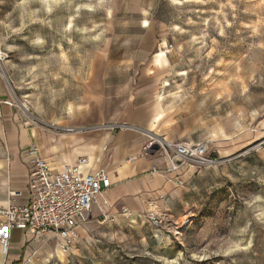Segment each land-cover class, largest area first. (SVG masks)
Masks as SVG:
<instances>
[{"label": "rangeland", "instance_id": "374dc122", "mask_svg": "<svg viewBox=\"0 0 264 264\" xmlns=\"http://www.w3.org/2000/svg\"><path fill=\"white\" fill-rule=\"evenodd\" d=\"M144 27L156 37L140 52ZM134 72L155 75L150 154L165 157L163 141L204 142L214 162L185 165L180 186L165 179V196L181 198L169 210L118 204L103 218L93 207L70 254L32 237L19 263L264 264V0H0V157L21 128L118 130L67 121L98 74Z\"/></svg>", "mask_w": 264, "mask_h": 264}, {"label": "crops", "instance_id": "0c3cea01", "mask_svg": "<svg viewBox=\"0 0 264 264\" xmlns=\"http://www.w3.org/2000/svg\"><path fill=\"white\" fill-rule=\"evenodd\" d=\"M155 37L156 30L153 27H144L139 38V51H146L147 48L143 45ZM144 57L140 53L136 57V64H143ZM154 64L158 67L164 65L157 62ZM98 75V81L88 91L89 101L84 99L87 102L86 107L78 109L67 124L84 127L116 121L121 126L114 132L108 129L83 128L77 132L54 134L38 127L11 132L8 135L6 152L0 157V209L7 205L9 192L25 193L27 190L30 167L23 151L30 145L38 148L53 172L60 171L63 165L79 164L82 174L104 168L111 181V187L106 194L111 206L122 204L137 212L146 203L147 206L160 209H164L165 205L169 210L170 205H177L181 201L179 191L171 193L169 199L165 196L167 185L164 184L161 188V184L171 177V173L151 171L152 166L165 169L168 165L166 157H153L147 147L160 116V112H154L148 98L152 95L148 88L153 83L145 81L155 80V75L153 72H134L120 82H109L106 74ZM80 159L85 161L79 163ZM1 219L3 217L0 215ZM31 238L26 231L12 229L9 248L12 250L9 254L11 264L20 260L19 250Z\"/></svg>", "mask_w": 264, "mask_h": 264}, {"label": "built area", "instance_id": "2783aa9c", "mask_svg": "<svg viewBox=\"0 0 264 264\" xmlns=\"http://www.w3.org/2000/svg\"><path fill=\"white\" fill-rule=\"evenodd\" d=\"M74 132L73 127L62 128ZM152 144V140L147 147ZM162 152L167 159V167L152 166L156 173H171L169 178L175 185L183 184L185 165L202 166L213 163L207 156V144L199 143H161ZM29 162V179L26 192L11 191L7 205L0 209V229L7 228V234L0 232V243L5 251L10 248L12 229L26 231L35 240L53 242L61 253L70 254L75 249L84 215L95 207L103 218L111 208L106 198L111 181L104 168L82 174L77 165H63L53 172L49 162L40 155L38 148L30 145L23 151ZM85 159H80L79 163ZM125 211L126 208L122 207ZM158 223L155 214H151ZM29 260V258H27ZM50 261L45 264H49Z\"/></svg>", "mask_w": 264, "mask_h": 264}, {"label": "bare ground", "instance_id": "6f19581e", "mask_svg": "<svg viewBox=\"0 0 264 264\" xmlns=\"http://www.w3.org/2000/svg\"><path fill=\"white\" fill-rule=\"evenodd\" d=\"M158 116V115H157ZM186 219H184L183 221H182V223L179 225V228H181V227H183V225H184V223H186ZM1 247V246H0ZM0 252L1 253H5V251L2 249V247H1V249H0ZM50 260V259H49ZM47 261V260H46Z\"/></svg>", "mask_w": 264, "mask_h": 264}, {"label": "snow or ice", "instance_id": "6c2138e0", "mask_svg": "<svg viewBox=\"0 0 264 264\" xmlns=\"http://www.w3.org/2000/svg\"><path fill=\"white\" fill-rule=\"evenodd\" d=\"M0 232H3L4 234H7V232H8V229H7V228L0 229Z\"/></svg>", "mask_w": 264, "mask_h": 264}, {"label": "trees", "instance_id": "16d2710c", "mask_svg": "<svg viewBox=\"0 0 264 264\" xmlns=\"http://www.w3.org/2000/svg\"><path fill=\"white\" fill-rule=\"evenodd\" d=\"M13 264H20V263H19V261H18V262H15V263H13Z\"/></svg>", "mask_w": 264, "mask_h": 264}]
</instances>
